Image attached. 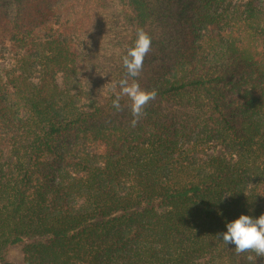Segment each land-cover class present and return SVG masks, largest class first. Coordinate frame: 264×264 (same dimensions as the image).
Listing matches in <instances>:
<instances>
[{"label": "trees", "instance_id": "trees-1", "mask_svg": "<svg viewBox=\"0 0 264 264\" xmlns=\"http://www.w3.org/2000/svg\"><path fill=\"white\" fill-rule=\"evenodd\" d=\"M93 1L107 47L67 0H0V264H264L218 236L264 214V0Z\"/></svg>", "mask_w": 264, "mask_h": 264}, {"label": "clouds", "instance_id": "clouds-1", "mask_svg": "<svg viewBox=\"0 0 264 264\" xmlns=\"http://www.w3.org/2000/svg\"><path fill=\"white\" fill-rule=\"evenodd\" d=\"M150 50V36L143 29H139L134 46L129 48L122 57L126 75L125 78L119 81L120 92L112 101V106L120 110L121 97L127 96L129 98L131 101L130 107L133 116L131 124L133 127L136 126L139 118L144 114L147 104L154 100L157 95L155 90L145 91L141 89L136 80L142 71L144 58ZM226 229V232L220 233L218 236L222 237V242L225 245H234L237 255L245 252H254L257 257H264V214L255 219L248 215H241L233 222L227 223ZM247 259L251 261L253 256L249 255Z\"/></svg>", "mask_w": 264, "mask_h": 264}, {"label": "rangeland", "instance_id": "rangeland-1", "mask_svg": "<svg viewBox=\"0 0 264 264\" xmlns=\"http://www.w3.org/2000/svg\"><path fill=\"white\" fill-rule=\"evenodd\" d=\"M224 5L226 4H243L246 0H223ZM67 7L75 6V12L78 14L80 25H87V36L89 39H93L94 45H100V47H107L110 43L104 38L106 35L110 41V38L107 33V17L108 11L102 10L99 8V5L93 0H67L69 3ZM74 8V7H73ZM56 14H50L51 24L61 23L64 20V15L60 14L57 9H55ZM97 47H95L96 49ZM107 49L111 50V47ZM13 64V58L9 54H5L4 58L0 60V73H3L4 70L10 68ZM11 260L22 264V255L20 250H13L11 252Z\"/></svg>", "mask_w": 264, "mask_h": 264}]
</instances>
